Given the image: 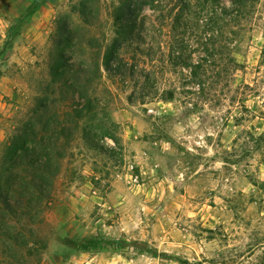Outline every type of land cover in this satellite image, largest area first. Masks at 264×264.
Here are the masks:
<instances>
[{"label": "rangeland", "instance_id": "1", "mask_svg": "<svg viewBox=\"0 0 264 264\" xmlns=\"http://www.w3.org/2000/svg\"><path fill=\"white\" fill-rule=\"evenodd\" d=\"M78 1L0 0V163ZM100 2L93 32L122 65L93 96L114 140L63 160L30 264H264V0ZM93 237L127 245L77 249Z\"/></svg>", "mask_w": 264, "mask_h": 264}, {"label": "trees", "instance_id": "2", "mask_svg": "<svg viewBox=\"0 0 264 264\" xmlns=\"http://www.w3.org/2000/svg\"><path fill=\"white\" fill-rule=\"evenodd\" d=\"M233 1L242 7L248 0ZM100 6V0H79L70 14L77 16V23L70 21L69 15L59 17L62 20H57L58 47L49 66L50 81L28 120L3 140L0 264H30L31 258L33 261L46 247V213L55 200L63 160L74 157L77 141L105 151L100 140H114L111 131L117 124L107 116H96L99 108L93 93L103 69L121 73L122 58L119 49L104 46L105 33L99 36L93 32L95 21L100 20ZM172 97L170 93L168 98ZM106 244L122 247L127 242L99 237L75 242L81 250Z\"/></svg>", "mask_w": 264, "mask_h": 264}]
</instances>
